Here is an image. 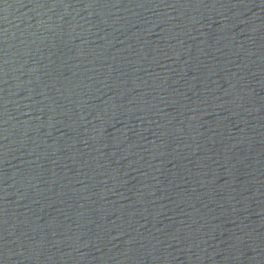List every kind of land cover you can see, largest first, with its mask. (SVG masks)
Instances as JSON below:
<instances>
[{"label":"water","instance_id":"obj_1","mask_svg":"<svg viewBox=\"0 0 264 264\" xmlns=\"http://www.w3.org/2000/svg\"><path fill=\"white\" fill-rule=\"evenodd\" d=\"M0 264H264V0H0Z\"/></svg>","mask_w":264,"mask_h":264}]
</instances>
